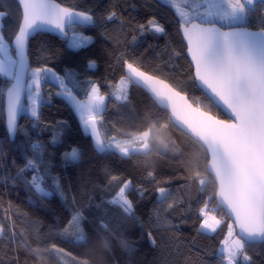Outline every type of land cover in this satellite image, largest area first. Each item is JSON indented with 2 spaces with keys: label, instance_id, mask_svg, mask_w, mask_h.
Instances as JSON below:
<instances>
[{
  "label": "snow or ice",
  "instance_id": "6c2138e0",
  "mask_svg": "<svg viewBox=\"0 0 264 264\" xmlns=\"http://www.w3.org/2000/svg\"><path fill=\"white\" fill-rule=\"evenodd\" d=\"M160 2L170 7L176 16L193 70L189 79L199 95L190 96L187 90L145 69L140 57L129 59L127 53H122L118 59L122 61L125 74L112 85L114 92L111 95L115 101H127L129 87L136 85L146 89L154 98V103L165 108L169 115L162 119L147 111L142 118L146 127L127 133L121 130V137L118 138L116 135L107 136L103 130L102 113L106 108V97L96 83L86 80L82 88L84 98H78L74 89L81 87L79 74L71 69L58 74L49 67L47 61L51 59V53L43 44L38 49L43 62L36 67L30 63V38L37 34L57 33L67 40L68 48L73 51L88 47L93 38L74 29L77 26L95 25V14L91 10L63 7L54 0H16L19 22L14 38L7 40L0 25V76L6 77L9 82L6 88L0 87V97L5 98L6 104V108H0V113L6 112L7 136L9 140H14L19 131L18 117L21 114L30 115L36 121L33 127L37 126L39 109L46 103L43 89L49 82L55 84L56 96L69 102L82 131L90 137L94 150L114 156L121 162L132 163L153 184L156 205L155 224L151 218L148 222L150 242L156 243L151 227L166 226L168 231H178L182 224H187L184 217L192 212L198 216V221L193 222L198 223L195 228L197 235L216 232L223 221L217 219L215 209L209 210L212 197L205 195L208 184L213 183L216 186L214 195L220 208L226 211L229 221L227 237L218 250V261L222 258L224 264H240L242 257L244 264H254L248 248L254 244H264V25L259 30H250L246 25L253 15H264V0ZM4 4L5 0H0V5ZM8 15L10 11L0 7V22ZM103 19L115 21L122 18L118 17L116 11H107ZM137 32L140 36L167 35L166 28L155 16L139 23ZM137 38L133 36V42ZM175 55L179 56L180 53L176 52ZM94 67L95 62L89 60L87 69ZM170 129L180 131L185 137V151H181L170 138ZM62 135V131H54L50 143L57 144ZM18 147L23 152L25 162L16 165L13 160L14 175L7 170L6 163L0 162V168L6 173H0V181L5 187L9 182L13 187L23 185L40 201L59 196L71 212L60 235L71 238L79 246L111 252L113 242L118 241L129 254L134 251L133 243L118 235L125 221L135 222L139 219L128 195L133 180L110 175V184L119 180L116 191L110 200L96 207L100 209L112 205L118 207L122 215L115 217L113 222L105 212V215L90 221L92 233L89 234L84 227L88 221L84 209L75 206L74 196L71 204H68L61 179L51 173L50 162L44 160L46 146L39 140L29 139L25 146ZM170 153H178L179 161ZM5 156L0 144V158ZM81 156L79 149L72 147L62 154V160L65 166L75 165ZM186 156H190V159L186 160ZM163 161H168L169 168L177 163L184 165L188 174H181L180 178L186 184H181L180 188L187 189L186 193L178 195L165 186L170 184L171 177L158 176L159 168L164 167ZM174 171H178V168ZM148 191L147 187L142 186L139 195L143 197ZM184 195L188 196L187 208L183 207ZM88 199V206L91 207L92 197ZM201 203L202 206L197 208L196 205ZM177 213L179 223H174L171 217ZM2 232H5V227L0 225ZM21 244L24 251L38 259L49 250L69 255L54 243L49 248H42L37 241L36 247H32L23 238V233L18 237L12 231L8 237V250L18 251ZM175 250L179 252L178 248ZM188 250L201 255L196 250L195 238H192ZM72 260L75 264H90L87 258L74 255Z\"/></svg>",
  "mask_w": 264,
  "mask_h": 264
},
{
  "label": "trees",
  "instance_id": "16d2710c",
  "mask_svg": "<svg viewBox=\"0 0 264 264\" xmlns=\"http://www.w3.org/2000/svg\"><path fill=\"white\" fill-rule=\"evenodd\" d=\"M54 1L63 7H71L79 11L91 10L95 14V25L74 29L91 36L93 42L86 48L73 51L68 48L66 39L53 34H38L30 39V63L36 67L43 62L38 51L43 44L51 53V59L47 61L49 67L58 74H63L66 69L79 74L81 87L74 89V94L78 98L84 96L82 88L86 80L96 83L106 97V108L102 115L103 130L107 136L116 135L120 138L121 130L125 133L142 130L146 127V122L142 118L147 111L162 119L168 116L166 111L154 103L152 96L136 85L129 87L127 101H115L114 96L111 95L114 92L112 85L125 74L122 61L118 59L122 53H127L129 59L140 57L145 69L155 72L176 87L187 90L190 96L199 95L198 89L189 79L192 69L185 57V46L178 33L176 16L173 10L162 4L160 0ZM0 7L10 11V15L0 22L2 34L10 41L19 22L18 5L14 0H5V4ZM107 11H116L118 17L122 19L104 20ZM150 16H155L166 28L167 35L156 37L151 34L146 36L138 34L137 25L146 22ZM262 25H264V15L257 13L249 18L246 26L250 30H259ZM133 36L138 37L135 42ZM176 52L180 55L176 56ZM89 60L95 62V67L92 69H87ZM8 83L7 78L0 76V87L6 88ZM56 91L55 84L49 82L45 85L43 92L46 103L39 109L37 126L33 127L36 121L24 113L19 122V131L12 143L4 128V113H0V144L6 153L5 157L0 158V162L6 163L7 170L14 175L13 160L16 165H23L25 162L23 152L18 146H25L29 139L43 143L47 149L44 160L50 162L51 173L61 179L63 188L67 192L68 204H71L74 196L75 206L84 209L88 217L84 227L89 234L92 233L90 221L105 215V212L113 222L115 217L122 215L121 210L112 205H105L100 209L96 207L110 200L116 191L119 180L110 184V175L133 180L128 195L134 203L136 217L139 219L135 222L125 221L118 235L121 239H129L133 243L134 251L129 254L120 247L118 241L113 242L111 252H104L99 248L93 251L88 247L77 245L71 238L60 235V231L67 225L71 212L59 196L54 195L40 201L23 185L13 187L9 182L5 187L0 181V225L5 227V232L0 233V264H17V261L19 264H75L72 260L73 255L77 258H87L90 264H117V262L118 264H204L205 261L207 264H224L222 258L218 261L217 254L227 237L229 221L215 203L216 186L209 183L205 193L206 196L212 197L208 207L215 209L214 214L223 221L216 232L197 235L195 228L198 227V223L193 222L198 221V216L196 212H192L184 217L187 219V224H182L178 231H168L166 226L151 227L153 239L156 241L153 244L147 235L150 230L148 223L150 218L155 224L156 193L152 190L153 184L132 163L121 162L114 156L97 153L90 137L82 131L71 105L62 97L56 96ZM3 102L4 98L0 97V108H3ZM57 130L62 131L63 135L60 141L53 145L50 141L53 132ZM168 135L181 151L186 150L187 141L180 131L170 129ZM72 147L79 149L82 154L81 160L75 165L65 166L62 154ZM188 151L190 152L191 149ZM170 155H175L176 160L179 161L178 153H170ZM185 159H190V156H186ZM162 164L164 167L159 168L158 176L171 177L170 184L165 186L170 187L178 195L182 192L186 193L187 189L180 188L181 184H186V181L180 178L181 174H188L184 165L177 163L169 168L168 161H163ZM177 168L178 171H174ZM0 173H5V170L0 168ZM28 175L30 177L31 173L29 172ZM142 186L149 189L143 197L139 195ZM89 196L92 197L91 207L88 206ZM182 198L185 200L183 207L187 208L188 196L184 195ZM200 206L202 203L196 205L197 208ZM178 215L179 213L171 217L174 223H179ZM12 231H15L18 237L23 233V238L27 239L32 247H36L37 241L42 248H49L54 243L69 255L58 259L55 252L49 250L42 253V257L38 259L24 251L23 244L20 250L10 252L7 244ZM192 238H195L196 250L200 251L201 255H197L195 251L189 252ZM177 248L179 252L175 250ZM248 252L254 264H264V244L252 245L248 248ZM240 264H244L242 257Z\"/></svg>",
  "mask_w": 264,
  "mask_h": 264
},
{
  "label": "water",
  "instance_id": "95a60500",
  "mask_svg": "<svg viewBox=\"0 0 264 264\" xmlns=\"http://www.w3.org/2000/svg\"><path fill=\"white\" fill-rule=\"evenodd\" d=\"M15 1V3H16V0H14ZM55 3H57L56 1H54ZM17 4V3H16ZM86 26H77V27H75V29H83V28H85ZM178 33H179V29H178ZM43 34H49V35H56V36H58V37H60L57 33H54V32H49V33H43ZM38 35V34H37ZM36 36V35H35ZM34 36V37H35ZM179 36H180V38H181V40H182V42H183V44L185 45V43L186 42H184L183 41V39H182V34H180L179 33ZM13 38H14V36H13ZM12 38V39H13ZM33 38V37H32ZM32 38H30V39H32ZM61 39H65V38H62V37H60ZM185 57H186V59L188 60V62H189V64H190V57H188V55H187V50H186V47H185ZM193 71V70H192ZM138 87V86H137ZM139 89H141L142 91H144V92H146L147 94H149L150 96H152L146 89H144V88H142V87H138ZM4 101H5V98H4ZM25 102V101H24ZM4 103V105H3V108H6V104H5V102H3ZM162 108V107H161ZM164 111H166L167 112V110L165 109V108H162ZM4 113V128H5V131H6V112H3ZM167 114L169 115V113L167 112ZM22 115L23 114H21L19 117H18V125H19V122H20V119H21V117H22ZM6 134H7V132H6ZM16 136V135H15ZM9 139V138H8ZM15 139V138H14ZM11 143L14 141V140H9ZM215 199V203H216V205H217V207H219L220 208V205H219V201H218V198L217 197H215L214 198ZM221 209V208H220ZM222 210V209H221ZM223 211V213L227 216V214H226V211H224V210H222ZM237 231H238V229H237ZM254 245H258V244H254Z\"/></svg>",
  "mask_w": 264,
  "mask_h": 264
},
{
  "label": "rangeland",
  "instance_id": "374dc122",
  "mask_svg": "<svg viewBox=\"0 0 264 264\" xmlns=\"http://www.w3.org/2000/svg\"><path fill=\"white\" fill-rule=\"evenodd\" d=\"M0 25H1V23H0ZM71 31H72V30L69 31V35H71ZM14 32H15V31H14ZM13 36H14V34H13ZM12 38H13V37H12ZM208 208H209V207H208ZM209 210H212V208H209ZM217 219H219V218L217 217ZM218 226H219V225H218ZM218 226H217V228H218ZM207 234H212V233H207ZM221 248H222V245H221ZM221 248H220V249H221ZM55 254H56V256H57L58 259H61V257L64 256V255H62L61 253H55ZM64 257H65V256H64Z\"/></svg>",
  "mask_w": 264,
  "mask_h": 264
},
{
  "label": "crops",
  "instance_id": "0c3cea01",
  "mask_svg": "<svg viewBox=\"0 0 264 264\" xmlns=\"http://www.w3.org/2000/svg\"><path fill=\"white\" fill-rule=\"evenodd\" d=\"M6 78V77H5ZM82 98H84V96L82 97ZM27 101H26V99H25V103H26ZM69 103V102H68ZM27 114V113H26ZM28 115V114H27ZM30 116V115H29ZM31 117V116H30Z\"/></svg>",
  "mask_w": 264,
  "mask_h": 264
}]
</instances>
